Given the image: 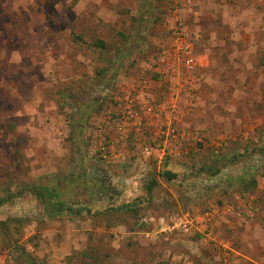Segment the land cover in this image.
Masks as SVG:
<instances>
[{
    "label": "rangeland",
    "instance_id": "rangeland-1",
    "mask_svg": "<svg viewBox=\"0 0 264 264\" xmlns=\"http://www.w3.org/2000/svg\"><path fill=\"white\" fill-rule=\"evenodd\" d=\"M178 23L198 38L201 82L177 124L185 153L159 168L95 159L112 100L130 87L154 108L167 98L151 59ZM57 201L83 212L50 216ZM210 210V240L160 231ZM0 264H264V0L176 13L171 0H0Z\"/></svg>",
    "mask_w": 264,
    "mask_h": 264
},
{
    "label": "built area",
    "instance_id": "built-area-1",
    "mask_svg": "<svg viewBox=\"0 0 264 264\" xmlns=\"http://www.w3.org/2000/svg\"><path fill=\"white\" fill-rule=\"evenodd\" d=\"M191 4L192 0H171V10L176 13L180 9H190ZM170 38L168 43L161 46V53L151 59L156 67L151 70L157 76L154 80L166 85L167 98L162 99L154 108L147 103L137 102L140 92L136 96L135 90L130 87L123 91L121 99L112 100L117 108L113 107L116 109L114 112L109 110L103 121L107 138L103 135L104 131H98L89 148L95 159L106 164L123 166L134 155H138L159 168L165 162L178 159L185 153L181 149L185 141L192 140V134L185 130L178 131L177 124L182 123L186 106L191 101L194 102L195 97L197 99V90L201 85L196 73L199 63L192 53L190 38L180 23L171 29ZM135 84L142 88L151 86L144 78ZM155 89H160L161 92V88L154 87ZM184 97L188 101L181 105ZM127 154H130L129 160ZM230 210L228 207L222 213ZM216 215L217 210H210L201 216L174 217L160 231L179 232L210 240L211 222Z\"/></svg>",
    "mask_w": 264,
    "mask_h": 264
},
{
    "label": "trees",
    "instance_id": "trees-1",
    "mask_svg": "<svg viewBox=\"0 0 264 264\" xmlns=\"http://www.w3.org/2000/svg\"><path fill=\"white\" fill-rule=\"evenodd\" d=\"M149 7L150 8H152V5H149ZM139 26V24H137V27ZM120 36L121 37H124V35L123 34H120ZM126 37V36H125ZM133 38V39H132ZM130 37V38H128L127 39V41L125 42V44L123 45V48L124 47H126V45H128V43H129V41H131V40H135V39H139V33L138 32H136V33H134L133 34V37ZM168 43V42H167ZM162 43H157L155 46V48H157V45H159L160 47L158 48V49H161V45ZM165 45V44H164ZM100 47H101V49L102 50H104L105 52L108 50V48L106 47V45H104L102 42H100ZM123 48H122V46L121 47H118V49L116 50V54L118 53H126V51L124 52V50H123ZM125 57H126V54L124 55V57H122L121 55L120 56H116V58L114 59L115 61H121L123 58L125 59ZM103 59V58H102ZM102 59H101V62H102ZM118 59V60H117ZM112 62V61H111ZM162 175L164 176V178L166 179V180H172V179H174L175 178V174H173L172 172H163L162 173ZM77 177V176H76ZM242 182V181H241ZM240 182V183H241ZM250 184H251V187L252 188H256V181L253 179V180H251V182H250ZM157 185V182L155 181V180H150V181H148V183L146 184V190H147V192H151L152 191V189L155 187ZM36 188H38L39 190H40V194H39V192H38V194H39V196H40V198H41V200H43V201H45L46 200V198L48 199V201H50L51 200V197L52 196H54L52 193H51V191L49 190V188L48 187H44V186H35ZM133 206H135V204L133 205ZM132 208V206H129V205H123V206H121L119 209H117V210H122V209H125V210H130ZM111 210H115L114 208H111ZM64 211H68V214L69 215H73V216H80L81 214H82V212H83V210H81L80 208H77V209H75V208H71V207H68V206H66L63 202H56L55 204H54V206H52V209H50L49 210V213H50V216L55 212V213H62V212H64ZM19 253V252H18ZM20 256H21V258L24 260V261H28V258H27V256L25 255V252L24 251H21L20 253Z\"/></svg>",
    "mask_w": 264,
    "mask_h": 264
},
{
    "label": "clouds",
    "instance_id": "clouds-1",
    "mask_svg": "<svg viewBox=\"0 0 264 264\" xmlns=\"http://www.w3.org/2000/svg\"><path fill=\"white\" fill-rule=\"evenodd\" d=\"M189 38H190V43H191L192 46H193V43H194L193 41L198 39V38H193V37H191V35L189 36ZM194 55H195V54H194ZM51 199H52V198H51ZM48 203H49V201H48ZM48 203H47V204H48Z\"/></svg>",
    "mask_w": 264,
    "mask_h": 264
}]
</instances>
